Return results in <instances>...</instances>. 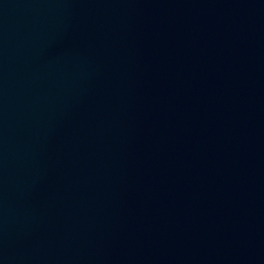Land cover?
<instances>
[{
  "label": "water",
  "instance_id": "1",
  "mask_svg": "<svg viewBox=\"0 0 264 264\" xmlns=\"http://www.w3.org/2000/svg\"><path fill=\"white\" fill-rule=\"evenodd\" d=\"M38 0H0V65Z\"/></svg>",
  "mask_w": 264,
  "mask_h": 264
}]
</instances>
